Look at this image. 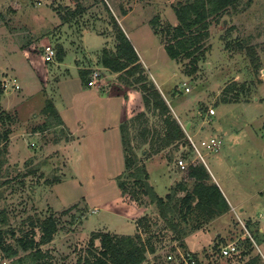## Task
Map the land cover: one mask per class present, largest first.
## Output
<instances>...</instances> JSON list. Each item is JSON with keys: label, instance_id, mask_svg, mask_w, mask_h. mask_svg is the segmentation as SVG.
Returning <instances> with one entry per match:
<instances>
[{"label": "rangeland", "instance_id": "rangeland-1", "mask_svg": "<svg viewBox=\"0 0 264 264\" xmlns=\"http://www.w3.org/2000/svg\"><path fill=\"white\" fill-rule=\"evenodd\" d=\"M177 1L0 0V87L1 82H7L0 95L1 123L6 112L1 105L9 106L7 111L11 116L3 127L0 125V130L8 129L9 138L15 131L25 132L15 138L20 145L14 144L12 153L8 150L9 140L2 143L6 152L0 155V216L3 212L7 223H0V226L19 231L28 228L30 221L54 212L59 219V229L53 240L42 248L50 251L56 264H74L85 252L94 231L109 229L133 234L137 229L136 221L142 216L132 214L130 217L122 204L110 210L107 203H112L114 198L111 189L98 190L83 175H74V171L85 168L82 158L75 156L74 148L66 143L71 136L62 125L43 126L47 117L41 110L47 94L57 105L63 104L59 79L82 81L80 68L90 67L88 79L93 70H98L99 76L108 75L107 83L119 81L118 76L101 69L100 62L103 46L113 49L115 44L111 17L128 33L147 75L162 90L161 94L186 136L188 134L194 143L212 136L220 140L215 152L202 149L201 153L212 180L232 204L227 212L179 238V234L159 217L156 205L145 199L141 205L143 215L156 221L151 232L162 241L156 244L159 261L155 255L148 254L143 264H153L155 260L157 264H172L168 254L177 260L191 256L196 264H248L250 258L259 256L258 264H264V0H239L235 7L213 20L205 41V55L190 74H187L188 60L171 59L163 47L164 31L177 23L173 11ZM79 5L84 10L80 9L76 16L71 15L70 11L79 10ZM155 17L159 34L154 33L151 23ZM44 45H52L55 50L60 46L62 59L55 55L46 61ZM24 48L29 57L42 56L47 63L49 83L45 87L38 74L32 69L24 71L23 65L16 71H19L20 85L15 77L11 78L12 68L20 65L19 49ZM251 54L258 59V70L254 68ZM10 58L18 62L17 65H12ZM15 84L21 89L16 90ZM232 84L235 88L231 93L238 94V102H221L222 96H231L224 91ZM139 93L140 105L136 113L145 110L140 90ZM22 97L27 98L23 100ZM19 102H22L20 113L14 105ZM210 107L215 109L211 115L207 112ZM145 114L147 127L159 130V116L151 112ZM138 130L139 123L134 121L130 136L135 144ZM173 146L151 155H160L153 160L172 164L175 158L185 155L188 163L193 160L203 163L188 144L179 146L178 151L173 150ZM148 148L147 144H140L136 149L138 157L143 160L144 149ZM66 165L71 168L67 169ZM172 170L177 173L178 181L191 188L193 183L186 172L173 164ZM91 175L87 178L95 181L96 176ZM151 176L156 181L157 170L152 169ZM111 181L121 193L117 179ZM62 182L65 185L60 186V190L63 191H58L55 185ZM158 187L157 193L163 194L164 189ZM121 198L135 203L128 194L121 193ZM71 205L74 207L62 214ZM173 218L187 227L183 220ZM6 238L13 240L9 236ZM231 241L237 244L236 255L222 256L220 246ZM95 243L98 244V240ZM9 262L5 260L4 263Z\"/></svg>", "mask_w": 264, "mask_h": 264}, {"label": "trees", "instance_id": "trees-1", "mask_svg": "<svg viewBox=\"0 0 264 264\" xmlns=\"http://www.w3.org/2000/svg\"><path fill=\"white\" fill-rule=\"evenodd\" d=\"M238 2L239 0H178L173 5L177 23L164 31L163 47L167 55L175 60H188L190 69L187 70V74L195 71L198 61L204 57L206 52L205 41L210 34L211 22L218 20L223 12L230 7H235ZM80 9L84 10L79 5V10L73 9L70 14L76 16L81 12ZM106 9H108L107 6ZM111 18L114 26L115 44L113 49L103 46L100 62L109 71L118 73V78L125 84L140 90L145 106L144 111L151 112L160 118V129L153 131L146 125L147 119L144 111L136 113L133 118L120 124L124 167L115 179H117L121 193L128 194L139 206L145 199L149 203L155 204L159 211V217L165 221L169 229L176 231L179 234L178 237L181 238V236L202 228L215 217L227 212L230 205L202 162L189 163L185 171L188 178L192 180L191 188L184 182L178 181L164 196H160L149 182V173L144 162L146 158L173 145V150L178 151L179 146L187 144L190 146V144L165 98L154 81L147 75L130 39L117 20L114 17ZM151 23L154 33L159 34L157 18L152 19ZM62 54L63 50L58 46L56 57L62 59ZM256 59L252 56L254 68L258 70L260 65ZM87 73L88 70H81L82 81L86 79ZM242 85L241 89L244 87ZM234 88L235 84L225 88L224 92H229L231 96H222L221 102H238V94L231 93ZM3 91L1 82L0 95ZM41 111L47 117L43 126L63 125V120L50 98L45 100ZM4 114L5 117L1 120L4 119V122L6 119L10 120V114L7 112ZM134 121L139 123V137H135L138 138L136 144L133 142L134 138L132 139L130 136ZM4 122L0 121L2 127ZM8 132V129L0 130V155L2 152H6V146L2 143L7 141ZM140 144L149 146L148 150L144 149L143 160L138 157L136 152ZM72 207L74 205L64 209L62 214L70 211ZM171 214L186 222L188 228L182 227L178 221L175 222ZM0 223L3 225L7 223L6 215L3 212L0 216ZM154 223H156L155 220L144 214L137 219V229L133 234L108 230L92 232L85 252L78 256L74 264H143L148 254L155 255L158 260L156 244L162 239L151 232V226ZM58 229L59 219L54 212L43 218L30 221L28 228L19 229V231L0 226V264H5V260L10 261L9 264H56L50 251L43 249L42 246L53 240ZM7 236L12 237L13 240L8 241ZM96 240H98V244L95 243ZM180 245H184L182 241ZM157 260L153 261V264H157ZM259 261V256H254L250 258L248 264H258Z\"/></svg>", "mask_w": 264, "mask_h": 264}, {"label": "crops", "instance_id": "crops-1", "mask_svg": "<svg viewBox=\"0 0 264 264\" xmlns=\"http://www.w3.org/2000/svg\"><path fill=\"white\" fill-rule=\"evenodd\" d=\"M125 33L128 37V33L126 31ZM19 57L21 58V60H18L20 65L17 68H12L14 70H12L10 73V75H12L11 78L15 77L16 83L20 85L18 80L19 71H16L23 65L24 71H31L32 69L38 74L40 81L43 83V87L48 85L49 71L47 63L44 62L42 56L40 58L38 56L33 58L29 57L28 51L24 48L19 49ZM11 58L10 60L13 63L12 65H17L18 62L12 60ZM8 64L11 65L10 63ZM89 68H80V72L81 70H87ZM101 69L107 70V73L112 76L119 75L118 73L109 71L103 66ZM40 70L44 73H38ZM87 75L88 74H86V79L84 81L78 80V82H72L71 79L69 82L67 78L59 79L58 85L60 88V95L65 101H63L62 106L57 105V103L52 98L55 109L63 120L62 127L65 128L68 135L71 136V138H69L66 143L68 146L72 147V149L74 148L75 156L82 158V163L85 168L79 172L76 171V173L74 171V175H83L85 179L89 181V183L93 182V187L97 188L98 190L105 189L104 191H107L111 189V194L114 198L112 203L106 202L110 210H114L116 207L121 206L122 204L123 208L126 212H128L127 214H129L130 217L132 214L143 215V208L137 203H133L126 199L122 200L121 193L119 190L117 191L115 189L113 184L114 182L111 181V179H115L116 175H118L124 167L119 126L121 122L132 117L134 113L138 111L136 107L140 105L139 90L131 86L129 87L124 83V81L120 79L119 81L116 80L114 82L107 83V74H105L103 77L100 76L97 85L88 86ZM19 89H21V86L16 90ZM159 91L162 93L160 88ZM26 98L22 97L23 100ZM47 98L51 97H49L47 94V97H45L44 100ZM9 103L10 102H8V104ZM14 105L16 106L15 109L18 111V113H20V111H22V102ZM1 107L10 114V112L7 111L9 106L4 107L1 105ZM14 133L10 136V138L8 137L7 139L9 140L8 150L11 151V153L14 148V144L20 145L19 143L17 144L15 142V138L17 137L16 139H18L25 134V132ZM158 156H150L144 162L149 173V182L154 187L156 192L159 188L158 186H161L162 189H164L163 194H157L164 196L169 191V187L173 185L175 181H178L179 178L177 173L172 170V164L175 165V163L173 162L172 164H167L166 160H153ZM98 162L102 166L99 165ZM151 162H154L152 168L150 167ZM66 167L67 169L71 168L69 165H66ZM176 167L177 166L175 165V168ZM152 169L157 170L156 181L155 179L152 180ZM88 174L90 176H92L91 174H94L96 176V180L94 181L93 179L90 181V179L87 178ZM157 182H160V185H157ZM74 184L75 183H72V185ZM62 185H65L64 182L55 185L57 186L58 191H63L62 188L60 190V186L62 187ZM72 185L70 186L72 187ZM82 187L83 186L79 188ZM225 198L227 199L226 196ZM227 201L230 207H232L231 202L228 199ZM260 230L262 231V228Z\"/></svg>", "mask_w": 264, "mask_h": 264}, {"label": "built area", "instance_id": "built-area-1", "mask_svg": "<svg viewBox=\"0 0 264 264\" xmlns=\"http://www.w3.org/2000/svg\"><path fill=\"white\" fill-rule=\"evenodd\" d=\"M35 1H40V0H35ZM55 55H56V50L52 45H44L43 46V57L46 61L52 60V58L55 57ZM99 75H100V73L98 72V70H93L92 73L89 75L87 85L88 86L97 85L99 77H100ZM6 86H7V82L3 81L2 87L4 88V90H5ZM14 88L18 89V88H20V86L15 84ZM207 112H208V114L211 115L215 112V109L210 107V108H208ZM187 138H188V142L190 144L191 149L195 153V157L201 159V161H203V163H204V156L202 155L201 150L206 149L209 152H215L220 145L219 144L220 140H217L215 136L205 138L203 140H199L198 143H194L193 139H191L188 136V134H187ZM189 163H195V162L193 160ZM189 163L185 161L184 156L183 157L179 156L175 159V165L182 172H185L187 170ZM219 252L222 256H225V257L235 256L236 252H237L236 242L231 241V242H228V243L220 246ZM167 257L170 260L172 259L171 261L174 264H196L195 259L194 258L191 259V256H189L186 259L181 258L180 260H177L176 258H172V255H170V254H168Z\"/></svg>", "mask_w": 264, "mask_h": 264}, {"label": "water", "instance_id": "water-1", "mask_svg": "<svg viewBox=\"0 0 264 264\" xmlns=\"http://www.w3.org/2000/svg\"><path fill=\"white\" fill-rule=\"evenodd\" d=\"M225 23V22H224ZM189 125V124H188ZM188 125H187V127H188Z\"/></svg>", "mask_w": 264, "mask_h": 264}]
</instances>
